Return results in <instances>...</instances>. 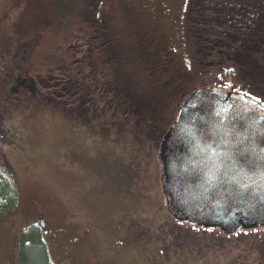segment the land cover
Wrapping results in <instances>:
<instances>
[{"label": "rangeland", "instance_id": "rangeland-1", "mask_svg": "<svg viewBox=\"0 0 264 264\" xmlns=\"http://www.w3.org/2000/svg\"><path fill=\"white\" fill-rule=\"evenodd\" d=\"M191 2L0 0V163L21 196L0 215V264H20L33 223L54 264H264V226L227 235L168 211L163 138L190 94L236 80L218 52L196 59ZM149 44L170 59L162 71L138 57ZM85 97L94 121L74 115Z\"/></svg>", "mask_w": 264, "mask_h": 264}, {"label": "water", "instance_id": "water-1", "mask_svg": "<svg viewBox=\"0 0 264 264\" xmlns=\"http://www.w3.org/2000/svg\"><path fill=\"white\" fill-rule=\"evenodd\" d=\"M179 112L159 154L170 214L227 235L264 226V109L212 86Z\"/></svg>", "mask_w": 264, "mask_h": 264}, {"label": "trees", "instance_id": "trees-1", "mask_svg": "<svg viewBox=\"0 0 264 264\" xmlns=\"http://www.w3.org/2000/svg\"><path fill=\"white\" fill-rule=\"evenodd\" d=\"M260 1L262 0H251V8L246 9L242 4L247 2V0H192V6L189 13V36L191 45L195 49L194 54L196 59L199 61V59L202 58L200 57L202 55L203 58L200 61L204 64V59H210L211 57L215 58V54L217 55V52L219 53L222 50V56L224 57L226 64H232L235 66V60H238L241 65L245 67L247 72H251L255 64L260 65V63H264V6L259 5ZM203 22L208 25H204ZM220 30L228 32L229 35L227 36L236 39L237 42L225 39L223 46H221V48L217 47L215 43L223 37L215 33ZM205 38L210 40L207 43V46L210 47L209 50L204 49ZM153 45L154 44H149L148 47H146L147 50L143 54L139 53L138 57H141L140 59L145 58V53H148L153 60L151 65H157L158 68H160L159 70L162 71V68L169 63L170 59L166 57L167 55L162 48L156 44L155 46ZM232 46H234V48H232ZM237 46L238 48L236 49ZM146 63H144L143 60L142 67L145 66ZM153 66L151 69H153ZM148 67L149 66L146 64V70L151 72ZM66 85V88L64 87L62 89L63 91L65 90V96L67 94L71 95L77 86L82 89V91L85 90V88H81L79 84ZM61 95L62 93L56 96H59L60 98ZM53 96L55 98V95L50 93V97ZM50 100L52 99L50 98ZM62 100L63 98L57 99L54 106L62 110L67 117H71L73 113L68 115L66 105L60 104ZM109 102L111 103L106 105L110 108H114L117 107L115 103L118 102V99H115L114 101L110 100ZM76 103L78 104V107L75 109V116L79 118L84 117L89 121L96 120L95 118L91 120V118L88 117L91 113L96 112L99 107V103L97 104L94 97H92V100L90 101L85 97L82 98V100H78ZM5 142L7 143L6 140ZM17 184V174L12 166L7 161H3V163L1 162V216L15 213L20 208L21 196L19 185ZM17 239L18 260L20 261V264H54L50 259L49 251L45 240L42 237V230L38 224L33 223L32 225L25 227L18 235Z\"/></svg>", "mask_w": 264, "mask_h": 264}, {"label": "flooded vegetation", "instance_id": "flooded-vegetation-1", "mask_svg": "<svg viewBox=\"0 0 264 264\" xmlns=\"http://www.w3.org/2000/svg\"><path fill=\"white\" fill-rule=\"evenodd\" d=\"M242 5L246 9H250L252 2L251 0H247V2H245ZM259 5L264 6V0L260 1ZM203 23L204 25H208L205 22ZM215 34L223 37L219 41L216 40L217 42L215 43V45H217V47L219 48L223 46V42H225V39L229 41L237 42L236 39H232L231 37L227 36L229 35L228 32H224L220 30L219 32L217 31ZM208 41L210 40L206 38L204 39V49L205 50L210 49V47L207 46ZM232 48H234V46H232ZM237 48L238 46L236 47V49ZM218 54L221 56L220 64H222L223 62L225 63L224 57L222 56L223 51L221 50ZM235 63H236L235 65L236 68L234 67L233 72H234V76L236 80L234 82V85L232 86V88H226V87H223V88L232 94L235 93V94L241 95L243 97H246L252 100L255 103H258L264 109V63H260V65L255 64L251 72H247L245 70V67L241 65L240 61L235 60ZM40 222H43V218L40 220Z\"/></svg>", "mask_w": 264, "mask_h": 264}]
</instances>
